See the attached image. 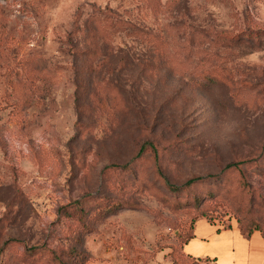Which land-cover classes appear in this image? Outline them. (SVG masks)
<instances>
[{
  "label": "rangeland",
  "instance_id": "374dc122",
  "mask_svg": "<svg viewBox=\"0 0 264 264\" xmlns=\"http://www.w3.org/2000/svg\"><path fill=\"white\" fill-rule=\"evenodd\" d=\"M202 216L264 236V0H0V264H185Z\"/></svg>",
  "mask_w": 264,
  "mask_h": 264
},
{
  "label": "crops",
  "instance_id": "0c3cea01",
  "mask_svg": "<svg viewBox=\"0 0 264 264\" xmlns=\"http://www.w3.org/2000/svg\"><path fill=\"white\" fill-rule=\"evenodd\" d=\"M191 232L192 235L182 243V251L189 257L208 258L197 264H223L217 256L228 249L229 254L224 256L230 258L227 264H264V238L257 230L246 236L236 226L217 229V224L197 217Z\"/></svg>",
  "mask_w": 264,
  "mask_h": 264
},
{
  "label": "trees",
  "instance_id": "16d2710c",
  "mask_svg": "<svg viewBox=\"0 0 264 264\" xmlns=\"http://www.w3.org/2000/svg\"><path fill=\"white\" fill-rule=\"evenodd\" d=\"M191 180L193 179V178H190ZM202 217H204V216H202ZM197 217H195L193 220H192V223H191V226H190V229H189V232H188V234L184 237V240H183V242L186 240V239H188L191 235H192V232H191V229H192V225H193V222H194V220L196 219ZM207 221H209L210 223H215V224H217V229H220V228H227V227H229V224H225V225H223V224H219V223H216V222H214V219L213 218H206V217H204ZM221 226V227H220ZM238 228L246 235V236H248L253 230H257L259 233H260V235L264 238V236L262 235V233H261V231L259 230V229H257V228H255V227H253V228H250V227H247V228H245L242 224H238ZM182 242V243H183ZM186 256V255H185ZM186 257H188V258H190V261L189 262H187V263H185V264H197L199 261H202V262H204V261H207V257H193V256H186Z\"/></svg>",
  "mask_w": 264,
  "mask_h": 264
}]
</instances>
